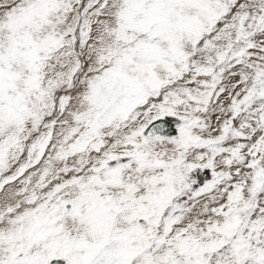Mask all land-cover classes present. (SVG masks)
Wrapping results in <instances>:
<instances>
[{
	"label": "snow or ice",
	"instance_id": "1",
	"mask_svg": "<svg viewBox=\"0 0 264 264\" xmlns=\"http://www.w3.org/2000/svg\"><path fill=\"white\" fill-rule=\"evenodd\" d=\"M0 264H264V0H0Z\"/></svg>",
	"mask_w": 264,
	"mask_h": 264
}]
</instances>
